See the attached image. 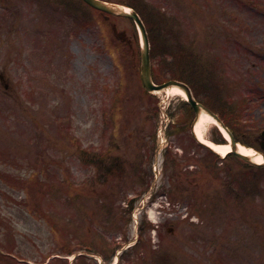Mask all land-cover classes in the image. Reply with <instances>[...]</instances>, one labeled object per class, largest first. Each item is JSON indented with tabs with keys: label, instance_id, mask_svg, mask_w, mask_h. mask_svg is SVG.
Listing matches in <instances>:
<instances>
[{
	"label": "rangeland",
	"instance_id": "rangeland-1",
	"mask_svg": "<svg viewBox=\"0 0 264 264\" xmlns=\"http://www.w3.org/2000/svg\"><path fill=\"white\" fill-rule=\"evenodd\" d=\"M255 2L264 6V0ZM146 3L151 10L165 13L172 22L171 26L161 23L164 21L149 24L155 42L161 43V34H168L175 49L183 48L189 38L195 41L197 52L191 50L192 62H186L185 55L169 62L174 71L202 97L208 89L217 91L218 87L223 92L219 99L226 106L224 114L229 109L235 115H243L235 121L239 129L235 128L244 133L243 139L252 141L256 129L264 124V7L254 5L252 0L133 1L141 12H145L142 4ZM67 5L71 4L67 2ZM71 6L76 15L64 7L58 10L56 4L47 5L46 0H0V75L3 76L0 81V249L15 255L13 259L0 255V264H23L16 261L18 258L41 263L54 254H62L63 242L74 246L80 242L93 244L103 264L114 263L116 258L110 256L117 246L115 239L119 232L130 234L132 239L139 233L134 220L129 221L124 202L136 187L127 188L128 184L115 182V176L105 174L103 181L94 184L96 193L91 194L87 180L93 172H98L80 160L78 150L86 148L85 153L91 157L93 148L102 152L109 149L121 158H128L133 148L131 132L162 133L165 123L170 128L175 126L170 121L181 97L163 92L154 96L141 87L134 24L95 9L85 12L83 4ZM16 21L19 24L15 28ZM213 26H223L226 32L216 31L209 38L208 30ZM228 29L229 35L225 37ZM150 39L153 49L154 41L151 36ZM56 40L62 41L59 50ZM208 57L217 61V73L221 76V80L215 79L218 81L215 86L211 85V77L206 80L207 74H216ZM111 60L122 64L128 86L122 96L125 90L122 91L119 80L118 84L114 81L113 95L108 98V83L113 77ZM164 71L167 67L154 66L156 81L162 80ZM5 83L9 86L7 90ZM238 99L244 104L248 100L247 106L233 101ZM205 100L219 111L213 99ZM21 103L27 110H13ZM203 124L201 133L205 138L217 133L212 123ZM56 134L63 137L61 143L57 142ZM193 151L205 155L201 150L193 148ZM39 156L43 168L34 165V159ZM220 162L216 159V167L222 165ZM200 163L207 167L215 165H210L208 157ZM223 167L230 170L225 163ZM24 173L33 187L23 188L22 194L11 187L18 181L16 176ZM160 176L161 173L156 177L157 184L162 181ZM207 176L199 174L189 188L192 198L185 204L168 205L158 197L154 200V218L162 212L165 216L172 213L176 220L172 231H168L171 225L160 228L163 236L160 246L175 264H235V261L251 264L245 260L249 254L254 264H264V201L237 198L242 196L237 195L242 192L239 188L233 190V199L226 198L225 193L232 189L227 185L218 186L224 189L220 197L212 196L211 189L218 183L213 176L211 181L206 180ZM222 176L223 173L219 179ZM162 191H165L163 187L158 189ZM81 200L85 202L83 219L78 204ZM160 203L168 206L162 208ZM136 205L137 213L142 203ZM147 219L143 220L144 226H148ZM89 223L90 227H86ZM86 228L91 230L84 231ZM141 238L148 240L150 248L157 242L156 235L149 238L148 230ZM204 238L209 239L206 248ZM125 247L124 244L115 249L120 259L117 264L131 261ZM72 257L68 259L75 260ZM70 261L51 258L47 264H71Z\"/></svg>",
	"mask_w": 264,
	"mask_h": 264
},
{
	"label": "water",
	"instance_id": "water-1",
	"mask_svg": "<svg viewBox=\"0 0 264 264\" xmlns=\"http://www.w3.org/2000/svg\"><path fill=\"white\" fill-rule=\"evenodd\" d=\"M91 5L95 6V7H98V8H101L103 10H107L111 13H115V14H120V15H123V16H128V17H131L133 18L137 23L138 25L140 26V29H141V33H142V38H143V47H142V52H143V55H142V79H143V82L146 86L147 89H152L154 86L152 85L151 83V79H150V64H149V58H148V46H147V37H146V34H145V30L142 26V23L140 22V19L139 17L137 16V14L134 12V11H125L123 8L121 7H118V6H109L103 2H100L98 0H87ZM185 90H186V93H187V96L190 100V103L195 107L196 111H198V107L199 105L197 103H195L192 98H191V95L188 91V89L185 87Z\"/></svg>",
	"mask_w": 264,
	"mask_h": 264
},
{
	"label": "bare ground",
	"instance_id": "bare-ground-1",
	"mask_svg": "<svg viewBox=\"0 0 264 264\" xmlns=\"http://www.w3.org/2000/svg\"><path fill=\"white\" fill-rule=\"evenodd\" d=\"M176 93V94H180V95H184V93L182 92V90H180L179 88L177 87H172L171 89H169L167 91V93ZM209 123V122H215L214 119L209 116L208 114H206L205 112H202L200 114V117L198 119V121L196 122L195 124V132H196V135L197 137L203 141V142H207L211 145V147H213V149H215L218 153H220L221 155L227 153L228 151H230V145L229 144H223V145H217V144H213L209 141H207L203 136H202V133H201V126H203L204 124L203 123ZM203 124V125H202ZM220 130L222 131V133L224 134V136L228 139V134L226 133V131L220 127ZM238 149L242 152V153H247L249 154L250 156H252V159L254 161H256L257 163L261 162L262 161V157L260 155H257V154H254V152L251 150V149H247L246 147H244L243 145L241 144H238Z\"/></svg>",
	"mask_w": 264,
	"mask_h": 264
}]
</instances>
